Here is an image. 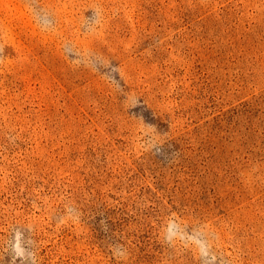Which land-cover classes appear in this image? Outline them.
Returning <instances> with one entry per match:
<instances>
[{"label":"rangeland","instance_id":"374dc122","mask_svg":"<svg viewBox=\"0 0 264 264\" xmlns=\"http://www.w3.org/2000/svg\"><path fill=\"white\" fill-rule=\"evenodd\" d=\"M0 264H264V0H0Z\"/></svg>","mask_w":264,"mask_h":264}]
</instances>
